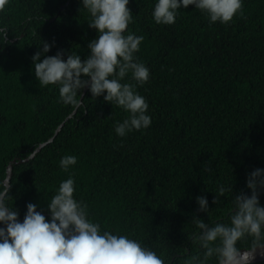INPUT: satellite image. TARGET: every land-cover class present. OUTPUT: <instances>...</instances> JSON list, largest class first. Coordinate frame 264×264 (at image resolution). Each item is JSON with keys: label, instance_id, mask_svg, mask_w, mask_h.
<instances>
[{"label": "trees", "instance_id": "obj_1", "mask_svg": "<svg viewBox=\"0 0 264 264\" xmlns=\"http://www.w3.org/2000/svg\"><path fill=\"white\" fill-rule=\"evenodd\" d=\"M155 3L127 5L128 32L143 36L135 55L150 77L136 90L152 124L120 137L115 127L128 116L121 107L86 91L74 109L60 101L57 86L34 77L31 57L44 43L53 45L47 56L63 50L64 58H87L97 34L80 0H9L0 12L10 41L0 44V178L11 161L28 158L13 165L7 201L22 221L28 203L47 218V203L71 176L75 198L101 231L181 264L203 252L194 220L227 222L235 197L250 194L246 173L264 168V0H243L228 24L210 23L192 6L179 9L175 23L156 24ZM121 83L136 84L131 73ZM65 155L77 158L68 172L60 167ZM197 196L207 199L206 211ZM251 244L246 238L239 247Z\"/></svg>", "mask_w": 264, "mask_h": 264}, {"label": "clouds", "instance_id": "obj_2", "mask_svg": "<svg viewBox=\"0 0 264 264\" xmlns=\"http://www.w3.org/2000/svg\"><path fill=\"white\" fill-rule=\"evenodd\" d=\"M8 3L0 0V12ZM128 4L129 0H80V8L91 18L88 26L97 34L88 42L86 59L76 53L64 58L63 50L47 56L45 53L53 46L48 43L31 57L35 79L41 86H57L64 105L81 108L82 90L87 89L92 99L103 96L105 102L115 103L127 112V118L115 127L120 137L152 124L148 102L136 90L137 85L148 82L150 71L135 55L143 36L128 32L133 17ZM242 4L243 0H156L152 18L156 24L170 25L175 23L179 9L192 6L206 13L210 23L228 24L240 13ZM4 43L10 41L0 27V44ZM129 73L136 84L121 83ZM76 163L75 155H65L60 167L68 172ZM11 186L8 179L0 178V264H167L157 251L140 241L101 231L98 223L91 222L87 206L74 196L71 176L59 184L47 203V218L37 210V204L28 203L21 221L18 210L7 203ZM245 186L250 194L242 192L235 197L227 222L209 227L200 219L194 220L199 230L194 242L203 252L181 264H210L212 260L215 264H252L256 250H264V204L260 200L264 194V168L247 172ZM225 192L224 187L218 190L219 195ZM196 203L199 210H207L205 197L197 196ZM246 238H251L252 244L242 251L239 242Z\"/></svg>", "mask_w": 264, "mask_h": 264}, {"label": "water", "instance_id": "obj_3", "mask_svg": "<svg viewBox=\"0 0 264 264\" xmlns=\"http://www.w3.org/2000/svg\"><path fill=\"white\" fill-rule=\"evenodd\" d=\"M86 91H87V89H83L81 99H82L83 96L85 95ZM61 125H62V124H61ZM61 125H60V127H61ZM60 127L57 128L56 132H58V130L60 129ZM51 140H52V138L49 139L48 141H51ZM45 144H46V143H43V144L39 145V147L34 151V153H35L36 151H38V150H39L42 146H44ZM34 153L31 154V155L29 156V158H32L33 155H34ZM26 160H28V158H27V159H24V160H18L17 162H16L15 160L11 161V162L9 163V165L6 167V177H5V179H8V180L10 181L11 176H12V168H13V165H14V164H16V163H21V162L26 161ZM241 250L243 251V250H247V249H241ZM262 261H264V250H262V249H257V250H256V257H255V260H254L252 263H258V262H262Z\"/></svg>", "mask_w": 264, "mask_h": 264}]
</instances>
